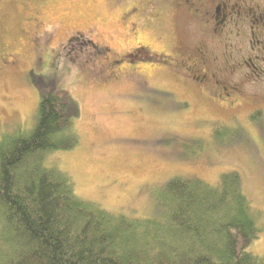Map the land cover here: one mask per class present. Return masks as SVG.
Here are the masks:
<instances>
[{
  "label": "rangeland",
  "instance_id": "rangeland-1",
  "mask_svg": "<svg viewBox=\"0 0 264 264\" xmlns=\"http://www.w3.org/2000/svg\"><path fill=\"white\" fill-rule=\"evenodd\" d=\"M153 1L0 0L7 49L0 58V136L31 127L38 86L53 88L76 106L78 144L47 160L73 177L82 199L114 214L159 219L157 196L171 179L214 184L236 172L264 224V100L248 99L245 90L225 102L209 97L143 50L117 65L115 77L100 73L139 44L180 55L200 41L185 10L173 0ZM95 46L108 50L95 58ZM203 71L210 76L207 66ZM247 250L264 254V230Z\"/></svg>",
  "mask_w": 264,
  "mask_h": 264
},
{
  "label": "trees",
  "instance_id": "trees-1",
  "mask_svg": "<svg viewBox=\"0 0 264 264\" xmlns=\"http://www.w3.org/2000/svg\"><path fill=\"white\" fill-rule=\"evenodd\" d=\"M38 90L33 125L0 136V264H264L247 250L264 230L261 211L236 172L214 184L171 179L157 196L159 219L79 197L73 177L47 160L77 146L76 106Z\"/></svg>",
  "mask_w": 264,
  "mask_h": 264
},
{
  "label": "flooded vegetation",
  "instance_id": "flooded-vegetation-1",
  "mask_svg": "<svg viewBox=\"0 0 264 264\" xmlns=\"http://www.w3.org/2000/svg\"><path fill=\"white\" fill-rule=\"evenodd\" d=\"M173 3L185 10L199 26L201 38L196 46L185 47L187 53L178 55L139 44L118 59L108 60L109 64H103L100 73L115 77L117 65L128 58H139L143 50L164 70L195 84L209 97L225 102L233 92L238 94L245 90L248 99L264 100V0H173ZM209 44L211 51L207 49ZM95 48V58L108 50L107 47ZM6 51L0 44V58L6 57ZM204 66L211 77L203 71ZM221 82L227 87L220 85ZM243 83L245 89L240 86Z\"/></svg>",
  "mask_w": 264,
  "mask_h": 264
}]
</instances>
